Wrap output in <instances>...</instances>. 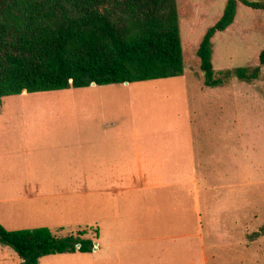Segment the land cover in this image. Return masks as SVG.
<instances>
[{
    "label": "rangeland",
    "instance_id": "374dc122",
    "mask_svg": "<svg viewBox=\"0 0 264 264\" xmlns=\"http://www.w3.org/2000/svg\"><path fill=\"white\" fill-rule=\"evenodd\" d=\"M225 3L226 0H178L184 53L182 76L128 86H90L6 97L0 101V129L100 130L109 128L106 122L113 121L115 126L111 128L145 131V135L153 133V137L145 136L151 142L147 145L149 150L185 159L187 165L191 161L195 166L162 170L159 177L166 184L164 194L171 199L174 194H183L185 198L184 221L178 208L171 205L176 213L169 212L170 229L176 231L175 224V228L185 229L192 238L177 240L211 244L204 250L207 264H264V67L259 78L251 83L232 78L221 86L209 88L204 85L196 57L203 33L221 15ZM213 45L216 77L227 70L255 66L257 54L264 46V11L241 7L232 28L217 34ZM31 103L43 107L52 103L58 109L50 115L54 118L44 113L39 120L30 116L36 114L30 112ZM22 105L28 106L20 110ZM136 172L123 171L131 176ZM175 176L185 184L177 186L171 181ZM118 187L126 192L130 186ZM118 187L114 186L111 199L110 194L102 193L109 186H89L90 195L82 197L79 207L74 203L76 207L68 211L74 224L64 232L54 233L61 237L86 230L95 242L124 240L125 236L128 240L141 239L145 236L142 227L146 218L142 210L122 202L120 219L111 220L116 212L114 197L123 200ZM140 187L136 190L140 191ZM150 193L154 190L143 191L142 197ZM125 194L131 195L132 191ZM198 223L205 229L203 240L197 238ZM209 237L213 239L208 242Z\"/></svg>",
    "mask_w": 264,
    "mask_h": 264
},
{
    "label": "trees",
    "instance_id": "16d2710c",
    "mask_svg": "<svg viewBox=\"0 0 264 264\" xmlns=\"http://www.w3.org/2000/svg\"><path fill=\"white\" fill-rule=\"evenodd\" d=\"M178 0H0V101L27 94L142 83L180 77L184 53ZM264 11V0H226L203 33L196 57L204 85L236 78L251 83L264 67V46L253 67L216 77L213 39L228 31L238 10ZM98 236V233H95ZM86 230L57 236L47 228L7 231L0 246L22 264L46 256L91 253Z\"/></svg>",
    "mask_w": 264,
    "mask_h": 264
},
{
    "label": "crops",
    "instance_id": "0c3cea01",
    "mask_svg": "<svg viewBox=\"0 0 264 264\" xmlns=\"http://www.w3.org/2000/svg\"><path fill=\"white\" fill-rule=\"evenodd\" d=\"M28 95L33 94L23 92L19 97ZM49 104L43 107L31 103L30 112L36 111V114L30 116L41 120L44 113L49 116L52 112L56 113L58 107ZM26 106L22 105L20 110ZM81 112L83 116V108ZM107 125L109 128L100 130L0 129V225L7 231L47 228L53 233L64 232L74 224L68 211L79 207L82 197L90 195L89 186H109L102 193L110 194L111 199L114 186H130L127 191H132L131 195L125 194L127 191L123 192L122 187L117 188L123 193V200L114 197L116 212L111 220L120 219L122 202L125 206L142 210V215L146 217L142 227L145 236L138 240H128L129 237L125 236L124 240L95 242L94 237L87 235L93 241L91 253L46 256L38 264L43 261H46L44 264H207L204 250L211 244L177 240L192 237L186 235L185 229L175 228V224L174 231L183 235L175 236L170 229L169 212L174 211L171 205L178 208L182 219L186 214L185 198L183 194H174L171 199L164 194L162 190L166 184L159 178L162 170H185L195 166L191 161L187 165L185 159L182 161L175 156H164L161 151L149 150L147 145L151 142L146 141L145 136L153 137V133L145 135V131L111 128L115 126L113 121L106 122ZM133 169L137 170L135 176L123 173ZM176 177L171 181L177 186L185 184L184 181L178 182ZM137 186H141L140 191L136 190ZM147 189H153L154 193L142 197ZM212 229L210 227L209 230ZM203 231L205 229L198 223L197 238L203 240ZM212 239L209 237L208 242ZM0 264H22V261L11 249L0 246Z\"/></svg>",
    "mask_w": 264,
    "mask_h": 264
},
{
    "label": "water",
    "instance_id": "95a60500",
    "mask_svg": "<svg viewBox=\"0 0 264 264\" xmlns=\"http://www.w3.org/2000/svg\"><path fill=\"white\" fill-rule=\"evenodd\" d=\"M125 84H127V83H125ZM92 85H94V84H92ZM96 247H94V249H95Z\"/></svg>",
    "mask_w": 264,
    "mask_h": 264
}]
</instances>
